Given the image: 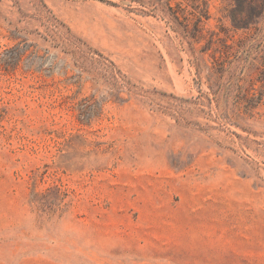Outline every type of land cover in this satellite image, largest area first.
Segmentation results:
<instances>
[{
  "label": "rangeland",
  "instance_id": "rangeland-1",
  "mask_svg": "<svg viewBox=\"0 0 264 264\" xmlns=\"http://www.w3.org/2000/svg\"><path fill=\"white\" fill-rule=\"evenodd\" d=\"M263 62L264 0H0V264H264Z\"/></svg>",
  "mask_w": 264,
  "mask_h": 264
},
{
  "label": "trees",
  "instance_id": "trees-1",
  "mask_svg": "<svg viewBox=\"0 0 264 264\" xmlns=\"http://www.w3.org/2000/svg\"><path fill=\"white\" fill-rule=\"evenodd\" d=\"M202 52H206V49H202ZM225 53H226V51L225 52H220V54H222V55H224ZM192 54L194 56L193 64H194L195 69H196V74L199 77H201L203 71H202V67H201L200 57L198 56V54L195 51H192ZM217 62H218V60H215L214 64H216ZM206 78L209 80V76L208 75H206ZM258 82L261 84V86H260L261 87V92L259 93V95L255 94V89H254V91H253V93H251L250 97H245L244 98V100H245L244 103L249 108L256 107L260 103V101L262 100V97L264 96V62L262 63V68H261L260 73H259ZM246 92L247 93L250 92L249 88L246 90Z\"/></svg>",
  "mask_w": 264,
  "mask_h": 264
}]
</instances>
